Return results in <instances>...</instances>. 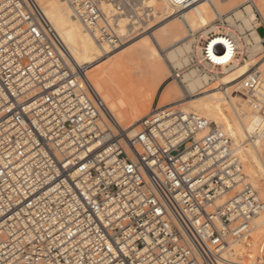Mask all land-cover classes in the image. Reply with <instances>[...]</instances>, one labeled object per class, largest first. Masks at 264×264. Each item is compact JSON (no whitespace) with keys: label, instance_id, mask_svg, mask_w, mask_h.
Segmentation results:
<instances>
[{"label":"built area","instance_id":"built-area-1","mask_svg":"<svg viewBox=\"0 0 264 264\" xmlns=\"http://www.w3.org/2000/svg\"><path fill=\"white\" fill-rule=\"evenodd\" d=\"M65 1L108 48L154 18L144 0ZM167 1L178 12L199 0ZM254 10L250 26L234 34L219 15L224 41L199 39V53L190 48L171 73L183 83L196 70L201 90L215 85L228 99L240 95L262 123L238 139L179 106L155 107L130 134L70 64L37 0H0V264L227 261L230 244L249 239L264 211L243 167L246 147L264 152V35L257 31L264 18ZM253 48L249 72L221 83L224 71L249 63Z\"/></svg>","mask_w":264,"mask_h":264},{"label":"bare ground","instance_id":"bare-ground-1","mask_svg":"<svg viewBox=\"0 0 264 264\" xmlns=\"http://www.w3.org/2000/svg\"><path fill=\"white\" fill-rule=\"evenodd\" d=\"M248 1L253 2L254 7L264 18V0L258 2L260 4L256 0H199L178 12L167 0H144V6L158 9L156 13L152 12L156 20L152 27L155 29L148 32L149 39L143 40L138 37L130 46L126 43L117 46L116 49L108 48L104 44L99 45L83 24L73 16L72 9L65 0H37L64 42L70 64L84 74L100 94L116 123L130 134L135 132L139 122L154 110L148 111L152 100L150 93H153L152 89L161 84L167 75L166 61L171 59L169 61L174 65L183 55L186 58L185 53L190 49L198 30H203L201 35L209 42L224 41L219 27L212 24L214 19L212 14H220L219 11L225 9L224 7L236 10L235 20L240 21V25L235 24V20H230V17L226 19L235 30L241 32L248 28L251 21L256 18L255 10L250 3L247 4ZM204 2H207L212 10L207 14L200 8ZM243 3L246 5L244 13H241L236 8ZM138 28L140 27L135 29ZM127 29L129 26L124 19L121 22V30L124 32ZM209 31L213 32L211 37L208 36ZM231 33L234 34L233 30ZM186 38L191 39L183 45H178ZM196 48L199 53V47ZM256 51L255 48L249 51V63L247 61L232 72L224 71L219 81L233 84L246 75L249 72V65L256 60L254 58ZM111 52L114 53L109 55ZM93 64L99 65L87 71ZM181 66L180 64L171 67ZM182 82L185 91L177 85L181 93L183 92L182 97L162 106L164 100L169 99L171 95L169 90L165 92L163 90L159 95L160 104L156 108L179 106L187 112L214 121L220 128L231 131L238 139H244L247 131L262 123L261 116L250 114L245 100L240 95L233 93L228 99L215 85L198 91L202 85V78L194 70L184 73ZM171 88L175 91L176 85H171ZM244 150V170L260 196L264 198L263 148L255 150L246 147ZM251 227L249 239L230 244L225 253L227 261L223 264H240L247 260L252 264H264V211L253 219Z\"/></svg>","mask_w":264,"mask_h":264},{"label":"rangeland","instance_id":"rangeland-1","mask_svg":"<svg viewBox=\"0 0 264 264\" xmlns=\"http://www.w3.org/2000/svg\"><path fill=\"white\" fill-rule=\"evenodd\" d=\"M255 1V0H254ZM261 0H256V2L258 3V2H260ZM251 4L252 6H253V8H254V5L252 4L253 2L252 1H248L247 2V4ZM158 4H160L159 2H158ZM258 4H260V3H258ZM161 5V4H160ZM246 4H240V5H238L237 6V10L238 11H240L241 13H244V6H245ZM143 7H144V5H143ZM200 8L202 9V10H204V11H206V14L207 13H209V12H211L212 10H211V8L208 6V4H207V2H204V3H202L201 5H200ZM225 9H222V10H220L219 12H220V14H212V17L214 18H212L213 19V21H212V24H214V25H217V26H220L221 25V23H219L218 22V19H219V15H224V17H225V19H227V17H230V20H232V21H234L235 20V14H234V12L236 11V10H233V9H228V8H226V7H224ZM154 10V12L156 13L157 11H158V9H157V7H154L153 8ZM226 9H228V11L226 10ZM224 10H226V11H224ZM223 12V13H222ZM214 15V16H213ZM208 16H210V15H208ZM208 16H207V18H208ZM210 18V17H209ZM154 18H152L151 17V15H149L148 16V18H145L143 21L141 20L140 22H139V27L140 28H138L137 30H133L132 31V33H130V36H129V38H128V40L124 43V44H126V43H129V44H127L128 46H130V44H132V43H134V41H135V39L136 38H138L139 37V39H143V40H146V39H149V36H148V32H152L155 28H153L154 26L152 25L153 23H155V19L153 20ZM216 22V23H215ZM227 23L228 24H226L225 25V27H229L231 30H233V31H237V30H235V28H233L232 27V25H230V21H228L227 20ZM235 24H237V25H240L241 24V22L239 21H236L235 20ZM251 24V23H250ZM153 26V27H152ZM250 26V25H249ZM148 27V28H147ZM150 27V28H149ZM152 28V29H151ZM207 28H209V26H207ZM149 30V31H148ZM142 31V32H141ZM203 30H198L196 33H195V35H194V37H195V40L193 41V43H191V45H190V48H192V49H194V48H196V46H197V44H198V40L199 39H202V38H204V37H202V35H201V32H202ZM258 33H259V35H261V36H263L264 35V27L263 26H260L259 28H258ZM141 32V33H140ZM139 33V34H138ZM189 39H191V38H186V39H184V40H182V41H180L179 42V44L178 45H183V43H187L188 41H189ZM138 41V40H137ZM124 44H122V45H124ZM121 45V46H122ZM124 47V46H123ZM116 49H118V48H116ZM122 49V48H121ZM218 50L219 51H221V49L220 48H218ZM189 51V50H188ZM112 53H114V52H111V54H109V55H112ZM187 54V52L185 53V55ZM183 57H184V59H183ZM183 57H181V59H179L178 61H176L175 63H174V65H173V63H171V61H169V60H171V59H168L167 61H166V63H167V65H168V68H166L167 69V75L165 76V78H164V80L161 82V84H159L156 88H154V89H152V92L153 93H150V98H151V96H152V100H151V104H150V108H149V110L148 111H150V110H152V109H154L155 107H157L158 106V104H160V99H159V95L161 94V91H163V92H165V91H168L169 90V92H170V98L169 99H167V100H164V103L162 104V106H164V105H166V104H168V103H170L171 101H173V100H176V99H178V98H181L182 97V93H181V91H180V88L177 86V85H179V86H181V88H182V91H185V87H184V83H181V82H179V81H176V80H173V78L171 77V73H172V70H173V67H171V66H179L180 64L181 65H183L184 63H186V58H185V56L183 55ZM97 65H99V64H93L92 66H89V68H87V71H88V69H94ZM91 67V68H90ZM174 68H179V67H174ZM200 77H201V75L196 71V70H194ZM188 72V71H187ZM186 73V72H185ZM223 75V74H222ZM222 75H220V76H222ZM176 85V90L175 91H173V89L171 88V85L173 86V85ZM210 87V86H209ZM167 89V90H166ZM198 91H202L200 88L198 89ZM162 101V100H161ZM166 101V102H165ZM163 102V101H162ZM160 107H161V105H160ZM148 113V112H147ZM146 113V114H147ZM138 129V128H137Z\"/></svg>","mask_w":264,"mask_h":264}]
</instances>
